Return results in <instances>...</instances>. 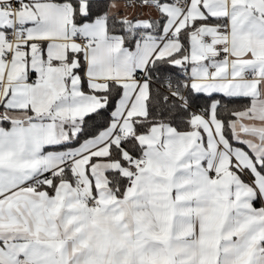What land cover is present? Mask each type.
I'll return each instance as SVG.
<instances>
[{
  "label": "snow or ice",
  "instance_id": "6c2138e0",
  "mask_svg": "<svg viewBox=\"0 0 264 264\" xmlns=\"http://www.w3.org/2000/svg\"><path fill=\"white\" fill-rule=\"evenodd\" d=\"M0 264H264V0H0Z\"/></svg>",
  "mask_w": 264,
  "mask_h": 264
}]
</instances>
